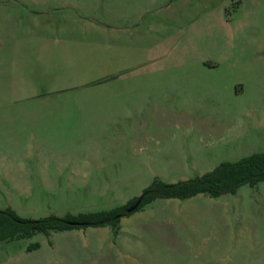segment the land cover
<instances>
[{"label": "rangeland", "instance_id": "374dc122", "mask_svg": "<svg viewBox=\"0 0 264 264\" xmlns=\"http://www.w3.org/2000/svg\"><path fill=\"white\" fill-rule=\"evenodd\" d=\"M260 152L264 0H0V210L111 211ZM143 210L0 264H264V182Z\"/></svg>", "mask_w": 264, "mask_h": 264}, {"label": "trees", "instance_id": "16d2710c", "mask_svg": "<svg viewBox=\"0 0 264 264\" xmlns=\"http://www.w3.org/2000/svg\"><path fill=\"white\" fill-rule=\"evenodd\" d=\"M264 182V152L255 153L237 162H223L214 170L193 179L175 183L156 179L147 187L140 197L127 205L111 211L58 217L51 215L38 220L20 217L13 209L0 210V241H15L30 239L37 234L49 235L53 232H64L74 229L112 227L120 231L122 218L143 210L160 199L188 200L198 195L219 198L224 195H234L245 185L255 187ZM141 200L135 212L127 210ZM39 245H33L38 248Z\"/></svg>", "mask_w": 264, "mask_h": 264}, {"label": "crops", "instance_id": "0c3cea01", "mask_svg": "<svg viewBox=\"0 0 264 264\" xmlns=\"http://www.w3.org/2000/svg\"><path fill=\"white\" fill-rule=\"evenodd\" d=\"M146 209H148V208H146ZM140 211H143V212L145 213L146 210H140ZM143 212H142V213H143ZM132 215H133V214H132ZM131 217H132V216H131ZM136 217H137V216H136ZM134 219H137V221H138V218H128V219H127V217H126V218L124 217V219H122V220H121V223H120V230H121V224H123V223H127V222H129V224H130V223L132 224V222L134 221ZM140 220H143V219H140ZM108 227H109V226H108Z\"/></svg>", "mask_w": 264, "mask_h": 264}, {"label": "water", "instance_id": "95a60500", "mask_svg": "<svg viewBox=\"0 0 264 264\" xmlns=\"http://www.w3.org/2000/svg\"><path fill=\"white\" fill-rule=\"evenodd\" d=\"M140 204H141V200H139L136 204H134L133 206H131L130 208H128L127 212L128 213L135 212L137 210V208L139 207Z\"/></svg>", "mask_w": 264, "mask_h": 264}]
</instances>
